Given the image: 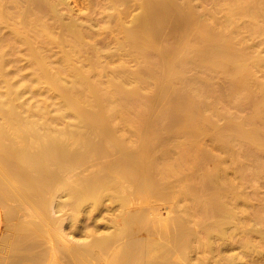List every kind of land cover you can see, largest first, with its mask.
Returning <instances> with one entry per match:
<instances>
[{
    "label": "bare ground",
    "instance_id": "bare-ground-1",
    "mask_svg": "<svg viewBox=\"0 0 264 264\" xmlns=\"http://www.w3.org/2000/svg\"><path fill=\"white\" fill-rule=\"evenodd\" d=\"M7 1L5 0V2ZM21 1L22 3H24L23 1H25L28 4L26 6L27 8H25L26 10L24 9L25 12L29 11V8L31 9L30 10V12L32 13V15H30L31 19L30 17L27 18L28 20L27 19L25 20L26 23L24 21L25 25L22 24L23 27L19 26L20 28H22V30L18 29V26H16L20 22L19 20H18L19 22H17L16 25L12 24L14 28L12 26L13 29L11 28L12 30L10 34L12 33L11 35H13L14 41L17 42L18 45L22 46L24 48L23 50L26 51L24 54L27 55L28 58L27 57L26 58L29 59L28 61H30L29 62L30 68L32 71L31 79L34 80L35 83L37 82L38 85L42 84L43 87L47 88L48 90H51V92L52 91L55 92L56 94L55 99L58 98L60 100L61 102L60 105L62 106V110L63 109L65 110L63 111L65 112L64 114H66V110L69 111L70 112L69 116H71V118L69 119L70 120L74 119L76 120V124L79 123L81 125L77 124L78 128L75 127L76 125L74 126V128L78 129V130L76 129L77 132L72 130H68V131L62 130L63 132H60V130H58L59 133H61L59 135L57 134V132L54 131V129L53 130L51 129L50 131L49 129L47 130L45 127L44 128L47 131L46 130L42 131L43 129H41L42 131L41 132L40 129L35 128V120L25 121L23 119V117L18 111V108L20 106L22 107L23 103H21V105L18 107L17 105L19 102L16 103L17 98L15 97L17 96V94H19V96L21 95L20 93H22L23 89H21L20 91V88H23L25 84L19 87L16 84V82L13 81L10 74L8 73L6 69V65L8 63V58H7L8 51L6 50L4 51V49L2 48V46L7 43V42L4 43L7 37L5 38L3 36H0V84H1L0 86L1 88L0 89V120H1L0 122V186H1L0 197L3 193L6 195L10 190V189L9 190L6 189L8 183L10 184V182L12 183L20 182L19 184L22 183V185L26 189L24 194L25 195L24 200L29 201L30 193H33V195L39 197V203L41 204V206H44L43 205L44 203H48L47 204L48 208L53 206L55 209L61 210L62 208L67 207L68 210L66 215L63 214L64 217L65 216L66 217L63 220L59 219L58 221L52 218L51 216L52 214L50 215L51 217L47 215L46 214L47 209H44V212H42L41 214L37 213L39 216L40 215L43 216V220L41 219L42 217L41 218L39 217L42 220V222L40 221L38 223L34 222L29 224L28 223L25 224L26 223L25 222L19 224L18 228H14L16 229L15 234L13 236H9L8 237L9 239H7L9 240L8 244L10 246V250L8 254L13 257L15 255V258L17 256V259L15 258L11 259L9 256L7 257L9 259H7L6 264H19L20 261L19 258L21 256L18 257L19 254L17 253H20L21 251H23L28 255L27 258H30L32 264H44L42 263V261L46 260L47 255L45 252H47L48 254V251H45V248L43 247L44 244L43 238H45L46 236L49 237L48 234L51 228H54L55 231L57 230L59 233H62L64 231L63 228H65L64 226L66 224H70V225L72 224L70 228L73 229L72 228L74 227L73 224L78 221L80 216L83 217L81 214L85 209L91 211L92 214V211H97L99 208H101L105 200H108L110 202L114 201L119 206L118 207L119 210L123 211L126 208V206L129 205L131 206L134 203V200L136 199V197H138V194L144 195L146 192L148 193L149 191L151 192L157 191L156 193L160 195V193L164 192L163 189L165 185L163 186L162 190L160 189L157 190L158 186L155 188L154 185L158 181H161L162 178H167L175 173L177 174V172L181 169V167H182L181 170H183V167L184 168L194 167L195 172H197V177L195 178L196 184L195 187H193L192 189L193 191L192 190L190 191L191 188L189 190L185 189L188 187L185 188L181 187L182 190L180 189L181 192L184 191L183 193H181L183 194L182 196H184L185 192L188 191L189 196L186 192L187 196L195 200V202L193 201L194 206L192 205L194 211L189 215L184 216L183 218L182 217L180 218L179 216H172L168 218V220L165 219L167 221L166 223L161 224V222H158L161 225H159L157 228L152 227L151 229L152 232L153 231L154 233L159 232V234L156 233L157 236H162V238H164L166 241L172 244L179 252L184 264H190L192 259L191 256L189 255L190 250L185 251L184 249L189 248V246H191L192 249L194 248L193 245L194 243L193 241H191V236L189 232V226H190L189 222L191 221L193 224L197 225L200 230L199 234H197L194 237V239L199 245L198 246L199 249L200 250L202 249L204 253L206 252L205 253L206 256L200 255L198 259V264H211L212 263L211 256L214 255H217V259L221 261L223 264H264V192L261 191L264 190L262 189L264 188V82L254 81L253 79L254 69L258 67H264V57L257 58L256 57L257 55L255 54H254L255 57H252L254 56L252 53H251L252 55L248 56V54H250L249 52L248 54H246L244 49L237 48L235 46L236 43H234L233 35L230 34L233 37L228 38L229 37L228 32H227L228 36H226V38L223 36L224 34H220L218 33L219 31L216 30L215 31L217 33L211 31V29H207V31L205 30L204 32V29L206 28L203 29L204 33L201 32L202 34L201 33H200L201 35L199 34L200 37H199V41L198 40L196 41L198 42L196 46L199 45L202 48L197 55L203 61L204 59L209 61L210 63L208 64H210V66L211 65L218 66L220 67V69L223 68L224 70L222 69V71H224L225 73L227 71V73L230 74V76L235 77L234 81L236 83L234 82L235 83L234 87L237 84L240 85L241 88L243 87L245 89H251L255 86H259V84L261 85V90H262L261 95L258 98H254V99L250 97L251 98L249 99V101L251 100L250 102L246 100V102L248 101V105L245 104L246 105L245 107L249 106L252 108L250 116L245 119L230 118L223 124H221L216 119L215 121H213L212 119H210V117L206 115V113H204L203 115L202 114L203 110L202 111L200 110L202 108L201 107L199 108L196 105L197 102L195 103V101L192 99L191 100L182 99L180 102H172V97L169 94L170 92L169 83L172 87V82H170V80H172L175 77V75H177L176 74L177 70L176 68L173 69V67L171 66L172 64L176 66L180 64L181 61L180 63H175L176 62L175 59L173 60L172 58L168 57V55L170 54H167V57L165 56L163 61L161 60L162 61L161 67L163 69L165 67L164 70H165L166 83L163 82L157 92L155 90H152L153 93L156 92L154 96L153 97L151 96V98L150 97L147 98L146 96V98H144V101L147 104V106L150 108L149 109L150 111L154 109V106L161 105L162 110L159 111L160 118L167 117L172 121L170 124H167L166 126L169 128L170 126H176L177 127L176 134L180 132L179 134H181L184 137L186 142L193 141L194 143L189 142L190 145L189 146L186 145L188 148L187 149L184 148L185 151L181 155L179 154L177 159L174 158L175 159L174 164L169 165L168 167L166 165L168 163L166 164L164 163L165 164L164 166L166 167H163L162 169L160 168L159 170L158 159L155 157L156 155L155 156L152 155V151H153L152 149L154 145L152 144L153 142L151 143L152 139H150L152 135L149 134L151 137H149L148 135L149 128H151L149 126L150 124L148 125L149 121L147 124L146 123L141 124V127L139 129L141 132L138 131L139 134L137 136L140 141L137 149L135 150H131L128 148V143L125 142L123 138L124 135L122 137L121 135L122 133H119L122 132L121 130H124V129L121 130L119 129L121 127V124L122 127L124 128L125 126H129L137 122L139 118L138 113L136 112H134V114L130 113L133 109L130 103L132 102V100H134L133 98L135 96L139 97V90L142 87V85L140 87V84L143 83V81H141L143 79L139 76H136L135 78L138 80V84L135 85L137 87L134 85L135 87L133 86L132 87L133 89H128L130 90L129 92L126 91L127 88L124 85V82L121 84L120 83L121 81L118 82L116 81V79L114 82L120 84H115L113 82L114 84H111L109 88L103 90L102 89L103 87L102 86H101L102 88L100 87L101 82L97 80L99 79L97 76H96L97 79H95V77L92 76L91 71L82 70L81 67H78L73 64L72 61L74 60L72 59L73 57L72 56L73 54H71L72 51L68 52L66 50L67 52H63L62 54L60 53L61 55L59 54L58 58L57 57L56 59L53 58V61H50L49 57L47 56L48 54H45L46 52L45 50L46 49L48 50L49 46L53 45V43L56 42H54L52 33L48 29L49 25L45 24L42 21V18L46 14H47L46 17L48 18V14L50 12H55L56 14V8H57L56 6L59 4L62 5L66 2L65 0H21ZM230 1H233L232 3L235 2L234 4L236 5L234 6L238 8L237 9L235 7L236 12L237 11L239 12V13L237 12L238 15L239 14L249 15L255 21L261 18L264 19V3L261 2L262 0H249L250 2H248V5L246 4L247 0H230ZM118 2L119 0H117V3ZM162 2H160V0L158 2L157 0H139V5L142 7L143 12L139 13L140 24L139 22H137L138 26L130 28L131 27L130 25L128 29L131 31V33L132 30L134 29V33H133L134 35H132L131 38L128 36L130 38V42L127 43V45L129 44L128 46H130L132 42L136 43L138 41H146L147 43L149 42L150 37L156 38L155 35L157 32L155 33V31L159 29L161 30V27H163L162 25H165V23L161 21L163 23L162 25L159 24V26L161 25V27L158 26L159 28L153 31L152 29L156 28L157 24L155 25L153 24L154 27L152 26L151 29L149 28L150 27L149 24L151 22L154 23V20L152 21L150 20L151 21L150 23L148 22L149 19L152 16H154V12L152 11L153 7L156 6L155 8H157L158 6L157 9L159 10L160 9L159 7H161L162 4L163 6H165L166 3L167 5L168 4L170 5V3L167 2V0H163ZM242 2H245L244 4H246L247 6L242 4L245 7L243 6L238 7ZM172 3L174 2H171V4ZM123 6L125 10L127 6L126 7L125 5ZM19 7H21L20 3H19ZM110 8L112 9L113 7H109V9ZM5 9L7 8L4 5V0H0V26L7 27L8 18L9 17L13 18V17L9 16V14ZM233 9L234 8H232V10ZM168 10L167 12L170 11ZM176 10H178V8ZM180 10L178 11L180 12ZM118 11L122 12L123 9ZM161 11L164 12L165 10H163L162 8ZM181 11L183 12V10ZM18 12L17 13L14 12V14L16 15L13 16L14 17L17 16V18H19V13L21 11L19 13ZM25 12H23L22 14H24ZM172 12H174V10ZM233 12L235 14V11ZM117 14L119 15V13ZM167 14L171 16L170 15L171 12ZM173 14L174 13H172V16H174L175 20H179L177 19L178 18L177 12H176L177 16ZM49 15L51 16V13ZM182 16L183 19L181 18V21H187V20L189 21L187 15L186 17L188 19L186 20H184V18H186L184 17L185 15L183 14ZM52 17H54L53 13H52ZM57 17L58 15L56 14L55 18ZM114 17L116 16L114 15ZM171 18L172 17H169L170 20H172ZM13 19L15 20V18ZM113 19L115 20V18ZM136 19L138 20V15L136 16ZM136 19L134 21H137ZM194 19L195 18H193V20ZM16 21L17 20H15V23ZM190 21L188 24L193 25L192 22ZM68 22L66 23V25L62 26L64 29L63 31L70 32V36L73 40L71 41L76 43V45L78 46V44L81 43V41H83L82 39H84V37L82 36L83 34H81L80 29H79L80 31L77 30V27H75L76 25H73L74 24L72 23L73 21H70V24H68ZM173 22L170 24L171 26ZM229 22H231V20ZM129 24H123V25L125 26ZM117 25L118 24L116 23V26ZM201 29L202 28H200L199 31ZM150 30H152V32L149 33ZM262 30H264V28H262ZM30 32L32 34H29ZM232 32H234V30ZM0 34H2V32ZM151 34H154V36H151ZM125 35L127 36V34ZM234 35L236 40V34ZM70 36L68 37L70 38ZM127 39L128 38H126V41ZM193 41L195 42V40ZM151 44L153 45L154 43L151 42ZM74 45L72 47H75ZM192 46L193 45H191V47ZM196 46L194 43L193 46L194 49H196L195 48ZM140 48L141 47H139V49ZM136 49L138 48H135V50ZM75 50L77 49L75 48ZM74 56H76V54ZM201 59L198 61V59L195 58L196 62H200V61L202 62ZM206 60L204 62H206ZM186 62L187 60L185 61V63ZM157 66L161 69L160 64ZM159 68L157 69L159 70ZM113 74L115 75V73ZM92 77H94V79L97 80L98 82L93 80ZM128 77L132 78L131 76ZM130 78L128 79L129 81ZM67 80H70V82H68ZM123 80H125L126 84L127 82L129 83L127 79H123ZM66 82L70 84L73 83V87L69 88L70 85H68V83L66 84ZM140 98L142 99L141 96ZM143 103L141 102L140 104ZM41 107H42L41 110L37 112L34 109L33 111H35V113H33V115L37 114L36 116L38 117V115H41L42 111L45 112L46 109L43 110L45 108V105L44 106L42 105ZM21 111L23 112V110ZM30 112L31 110L28 112V114ZM135 114H138V116H136ZM33 115L31 117H33ZM45 117H47V115H45ZM60 118H55L54 120H51L52 118L49 116L48 119L46 118L45 119L46 122L52 121L58 124L61 121ZM62 118L64 120V116ZM146 118L148 117L145 116L141 117L142 123ZM38 119L41 120L39 117ZM145 121H147V119ZM52 122L51 124L54 125V123ZM115 122H117V124L121 122L122 123L118 124L120 125L119 127L118 125L115 124ZM40 123L41 122H39V125L41 126L42 124ZM51 124L50 127H53L51 126ZM159 125L160 124H158L157 126L162 127ZM164 125L165 124H163V126ZM69 126L70 125L68 124V127ZM79 126L81 127V129H83L82 131L81 130L79 131ZM114 126L116 127V129L117 127H119L118 130L120 131L117 132L118 130L117 131L116 129L114 130L115 128ZM36 127H38L37 123H36ZM47 128H49V125L47 126ZM60 129L62 128L60 127ZM126 129L124 131H126ZM170 129L172 130V127ZM164 130L166 129L164 128ZM53 131L56 134H54ZM118 133H119L118 135L119 137L116 135ZM141 133L142 134L145 133V134L141 136L142 135ZM139 135L142 138H140ZM207 138L211 143L209 146L206 144ZM68 139L71 140L72 145L71 144L63 145L66 143L64 140H68ZM68 143H70V141ZM74 145H76V147ZM233 146H235L236 149L237 148L238 149L234 150ZM170 151L172 152V150ZM114 155H118V156L99 172L90 175H84L82 177L78 176L80 178L76 176L77 178L70 179L72 174H74L73 170L77 165L79 166L78 168H82L84 164L90 162L93 159L108 158ZM208 161H212L214 163V167H212V169L211 168L206 169L208 164H206L207 166L205 167V163H207ZM233 163L235 164V166L233 165ZM178 168L179 170L177 171ZM156 177L158 179L160 177L161 178L160 180H158L156 179ZM2 185L5 186L6 188L3 187ZM126 189H130V190L133 189L132 192L134 194L132 193V195H130L131 193H129L130 197H126V195H128V192H131L129 190L127 194H124ZM177 192H179V190ZM191 192H193L194 197H191L192 196L190 195L192 194ZM135 194H137L136 197ZM174 194L172 193L171 195ZM151 195L153 194L151 193ZM162 195H164V193L161 194L160 196ZM166 195L167 194L164 195L165 197L164 199H166L167 197ZM7 196L10 197V194H7L3 200H6ZM175 197L176 196H174V198ZM34 198H33V203H34L33 205H35L36 202L35 200H37V198L36 199ZM37 207L39 208V206H36V208ZM6 210H7L6 216L8 217V219L9 218L12 219L13 217H15L13 216L15 213L13 210L9 208ZM145 212L146 210L145 211L137 210L130 214L128 213L129 219L132 221V227L131 224L124 223L125 225H123V227L120 228L117 233L104 232L100 234H96V233L94 234L93 232H90V229H88L89 227L87 228L88 230L84 228L86 230L85 231L86 238L82 240L80 243H77V241H75L77 243L75 244V246L66 248L65 250L63 249L65 255L68 257L70 256L73 257L77 264H89L90 262H92L90 260V262L87 263L86 259L89 257L93 258L92 260L95 259L97 261L96 263L99 264L98 262L103 260L102 257L105 254L106 255L109 254L110 251H112L118 244H120L121 240L123 241L122 237L126 238V237H130L131 235L133 236L134 234L133 225L137 226V228L135 227L136 229L139 228L138 230H136L138 232L139 231L141 232V230L144 228H148V227L151 228L150 226L152 223H154V220L157 217V215H155L156 217L154 216L155 218L152 217V219H154L152 220L151 217L148 218L149 215L153 214V213L150 214L152 211L148 213L149 214L148 216ZM160 214L161 213H159V215ZM50 224L53 227L49 229L47 228L48 231H46L45 233L43 228H45V225L49 226ZM146 230L147 229H145V232ZM136 231L135 233L137 234L138 232ZM148 231H150V229ZM164 231L167 232V234L164 233ZM62 235L64 236L65 234H60L59 237L62 238L63 237ZM49 239L51 238L49 237ZM7 240H4V242ZM40 241L43 243L42 246L40 245L41 244ZM39 247L40 249H38ZM234 247L236 250L238 248L239 251L238 252L236 251L235 253L233 251ZM40 250L42 251L44 250V252H41ZM229 251H233L234 253L232 252L231 254H227V252ZM24 257L26 260L25 254ZM2 260H4V258H2ZM48 262L49 264L50 262L51 264H61L57 260V257H54L52 255L50 256V260Z\"/></svg>",
    "mask_w": 264,
    "mask_h": 264
},
{
    "label": "rangeland",
    "instance_id": "rangeland-1",
    "mask_svg": "<svg viewBox=\"0 0 264 264\" xmlns=\"http://www.w3.org/2000/svg\"><path fill=\"white\" fill-rule=\"evenodd\" d=\"M158 1L159 0H157V2ZM162 1L160 0V2H162ZM23 2L24 3H22L21 0H8L7 2H5V0H4V5L7 8L5 10L9 14V16H12L17 21L15 23V20L13 18L9 17L7 20V23H8L7 27L0 26L1 27L0 33L2 32V34H0V36H3L5 38L7 37L6 41L4 40L5 41L4 43H6V42L7 43L2 46L4 51L5 50L8 51V53L6 52L7 58H8V63H7L8 66L6 65V69H7L8 73L10 74L11 78L13 79V81L16 82V84L19 87L22 86L23 84H25L23 86V88H20V91H21V89H23L22 93L19 92L21 95L19 96V94H17V96L20 98H18L17 96L15 97V98H17L16 103L19 102L17 105L18 107L21 105V103H23L22 107L21 106L19 108L17 107L18 111L25 121L35 120V128L40 129V131H41V129H43L42 131H45L46 129L47 130L49 129L51 131V129L52 130L54 129V131L57 132V134H59V135L61 133H59L58 130H60V132L68 131V130H72V131L77 132V130H78L77 124H79V123L76 124V120H74V119L70 120L69 119V118H71V116H69V114H70L69 111L66 110V114H64L65 112H63V111H65V110L64 109L62 110V106L60 105L61 104L60 100L57 97H56L57 99H55V96H56L55 92H53V91L51 92V90H48L47 88L43 87L42 84L38 85L37 82L35 83L34 80L31 79L32 71L30 68V63H29L30 61H28L29 59H27L28 58L27 55L24 54L26 51H24L23 50L24 48L22 46L18 45V43L14 41V37H13V35H11L12 33L10 34L11 30L14 28L13 25H16L17 22L20 21L16 26H18V29L22 30V28H20V27H23V25H25L24 21L27 18H29L30 15H32V13L30 12L31 9L29 8V6H28L29 11L25 12V10H26L25 8H27L26 6L28 4L25 1H23ZM65 2L66 3H64L62 5L59 4L56 6L57 7L56 8V14L60 18H58V17H57L58 19L55 18L56 17L55 12H50L51 16L49 15L50 13L48 12L49 13L48 18L46 17L47 14L42 18V21L45 24L49 25L48 29L52 33L54 42H56V43H53V45H50L51 47L49 46L48 50L47 49L45 50L46 51L45 54H48L47 56L49 57V60L53 61V58H55V59H56V57L58 58L60 53L62 54L63 52H67V51L71 52L72 51L71 52V54H73L72 59L74 60V61H72L73 64L78 66V67H81L82 70L91 71L92 72L91 74H92V76L95 77V79H97L96 78V76H97L99 78L97 80L101 82L100 87L102 86L103 88L102 87L101 88L103 90H106L107 88H109L111 84H114V83L115 84H120V83L122 84L124 82V85L127 88L126 91L129 92L130 90H128V89H133L132 87L135 84L136 85L138 84V80L135 78L136 76H139L143 79L141 81H143L144 84L143 83L140 84V87L142 85L141 89L139 87V89L141 90V91L139 90V97L135 96L138 99L134 97L133 98L134 100H132V102L130 103L132 108H133V109L131 108L133 112L131 111L130 113L134 114V112H136L139 114V116H138V114H135L136 116L139 117L137 122H135L129 126H125L124 128L122 127V124H121L122 122L118 123V124H121L122 128L120 127V125L117 124V122H115V124L118 125L120 128L117 127V129H116V127L114 126L115 127L114 130L116 129V131H117L118 128L120 130L121 129L125 130L127 128L126 131H129L130 133L126 132L124 130H121L122 132H119L120 130H118L117 132L122 133L121 134L122 137L124 135L123 138H124L125 142L128 143V148L131 150H135V149H137V147L139 145V141H140L137 136L139 134L138 131H140L139 129L141 127V124H145V123L147 124L149 121L148 125L150 124L149 126L151 128H149L148 135L149 134L152 135L153 138L150 135H149V137H151L150 138V139H152L151 143L153 142L152 144L154 145L153 149H152L153 150L152 155H154V156L156 155L155 157L158 159L159 170H160V168L162 169L163 167H166V166H164L166 163H168V164H166L168 167H169V165L174 164V160L178 158L179 154L181 155L185 151V149L188 148L187 146H189L190 143H194L193 141L192 142H190V141L186 142L184 137L181 134H179L180 132H178L176 134V130H177L176 126H170V128L172 127V130L166 126L167 124H170L172 121H171V119H169L167 117H163V118L161 117L160 118V116H159L160 112L159 111L162 110L161 105L154 106V109H152L150 111L149 110L150 108L147 106V104L144 101V98H146V96H147V98H149V97L151 98V96L153 97L163 82L166 83L165 70H164L165 67L163 69L161 66H162V61L165 58V56L167 57V54H170V55H168V57L172 58L173 60L175 59V61H176V62L174 61L175 63H180V61H181V63H183V64L180 63L181 65L178 64L179 66L176 64H175L176 66H174L172 64L173 62L171 63L172 64L171 67H173V69L176 68V70H177L176 74L178 75V76L175 75L176 78L174 77L175 78V79L173 78L174 80L173 79L170 80V82H172V87L169 83V86H170L169 94L172 97V102H180L182 99H190V100L192 99L195 101V103L197 102L196 105L199 108L200 107L202 108L200 110L201 111L203 110V113H202L203 115H204V113H206V115L208 117H210V119H212L213 121H215V119H216L221 124H223L224 122H226L230 118L245 119V118H248L250 116L252 108L249 106H247V107H245V106L248 105V101H249V99H251L250 97H252L254 99V98H258L261 95V92H262L261 85L259 84L260 88H259V86H255L251 89H245L243 87L241 88V86L237 85V84L234 87V85L236 83L234 81L235 77L230 76V74H228L227 71H226V73L224 71H222L223 68L220 69V67H218V66H212V65L210 66V64H208V63H210L209 61H207L206 59L203 58L204 61L206 60V62H207L206 63L197 55L198 52L201 51L202 47L198 45L199 46V48H198V46H196V44L198 42H196V41L197 40L199 41L200 35L202 33H204L205 30L207 31V29H211V31H214L215 33H217L216 31H219L218 33L224 34L223 36L225 38H226V36H228V33H229L228 38L234 36V43H236L235 46L237 48L244 49L246 54H248V52H249L250 54H248V56L255 54V55H257L256 56L257 58H262V57H264V30H262V28H264V19L261 18V19H258L255 21L249 15H242V14L238 15L239 12L238 11H237L238 13L236 12V10H235L236 6H234V5H236V4H234L235 2L232 3L233 1H230V0H167V2L170 3V5L169 4L167 5V3L165 4V6H163V4L161 5L163 10H165L164 12L161 11L162 10L161 7H159L161 10L157 9L158 6H157V8H155L156 6L152 8V11L154 12V16H152L149 19L148 23H150L152 20H154V23L151 22L152 24L151 23L149 24L150 25L149 28L152 29L153 24L154 25L157 24L156 25L157 27L152 29L154 31V30H157L159 27H161V25L163 23H165V25H162L163 27H161V30L159 29V30L155 31V33L156 32L158 33V31H159V33L158 34L156 33V35H155L156 38L150 37V39H149L150 44H149V42L146 43V41H138L136 43L132 42L133 44L131 43L130 46H128L129 44L127 45V43L130 42L131 36L134 35L133 34L134 29L132 30V33L128 29H129L130 25H131L130 28L138 26L137 22H139V20H140L139 13L143 12L142 7L139 5V0H119L120 3L119 2L117 3V0H115V1H113V0H65ZM171 2H174V3L171 4ZM248 2H250V1L247 0V2H246L247 5H248ZM261 2L264 3V0H262ZM19 3H20L21 7H19ZM25 3H26V5H25ZM162 3H164V2H162ZM244 3L245 2H242L240 4V6H238V7L247 6ZM262 3H261V5H262ZM174 4L176 7L174 6ZM242 4H244L245 6ZM115 5H117V6H115ZM123 5H125V7L127 6V8L129 6H131V7H129L128 9L125 8V10H124ZM109 7H113V8L109 9ZM16 8H18V9H16ZM165 8H167V9H165ZM177 8H178V10H180V9L183 10V12L181 10L179 12L178 10H176ZM232 8H234V9L232 10ZM15 9H16V11H15ZM19 9L21 12L19 11ZM122 9H123L122 12L118 11V10H122ZM111 10H113V11H111ZM167 10L169 12H171V14H170L171 16H169L167 14V13H169V12H167ZM173 10H174V12H172ZM231 10H232V12H231ZM227 11H229V12H227ZM233 11H235V14ZM14 12L19 13V18H17V16L16 17L13 16V15H16V14H14ZM23 12H25V13L22 14ZM176 12H177L178 16L176 15ZM52 13H53L54 17H52ZM117 13H119V15ZM172 13H174L173 15H176L178 17V18L177 17L176 18L179 20H175L174 16H172ZM25 14H26V16H25ZM183 14L185 15L184 17H186V15L188 16L189 21L191 20L190 22H192L193 25H189L188 20L187 21H181V18L183 19V16H182ZM189 14H190V16H189ZM229 14L232 16H230ZM114 15L116 17H114ZM137 15H138V20L136 19ZM227 16H228V18H227ZM229 16H230V18H229ZM169 17H172L171 18L172 20H170ZM20 18L22 19V21ZM113 18H115V20ZM188 18L186 17V18H184V20H186ZM193 18H195V19L193 20ZM30 19H31V17H30ZM135 19L137 21H134ZM230 20H231V22H229ZM234 20H235V22H234ZM70 21H73L72 23H74L73 25H76L75 27H77V30H79V29L81 30V34H83L82 36L84 37V39H82L83 41H81V43H83V44L77 43L78 44V46H77L76 43L72 42L73 40L70 36V32L63 31L64 29L62 26L66 25L67 22H68V24H70ZM173 21L175 23H177L178 21H180V22L175 24ZM21 22H23V23H21ZM128 22L129 23L131 22V23L129 24ZM172 22H173V24L171 26L170 24ZM25 23H26V21H25ZM116 23L118 24L117 26H116ZM123 24H129V25L124 26ZM135 24H137V25H135ZM139 24H140V22H139ZM159 24H161V25L159 26ZM12 26H13V28H12ZM185 28L187 29V32H186ZM200 28H202V29L199 31ZM204 28H206V29H204ZM241 28H243V29H241ZM203 29H204V32H203ZM152 30H150L149 33L152 32ZM233 30H234V32H232ZM29 34H32V33L30 32ZM125 34H127V36ZM230 34L233 36H231ZM234 34H236V40H235ZM68 36H70L71 39ZM151 36H154V34H151ZM197 36H198V38H197ZM195 37H196V39H195ZM240 37H242V38H240ZM126 38H128L127 41H126ZM132 39H133V37H132ZM193 40H195V42ZM190 41H192V42H190ZM151 42L154 44L152 45ZM194 43H195L196 49H194V47H193ZM73 45L75 47H72ZM191 45H193V46L191 47ZM131 46H132L133 50H132ZM139 47H141L140 48L141 50L139 49ZM75 48L77 50L79 49L78 50L79 52L77 50H75ZM135 48H138V49L135 50ZM188 48H190V49H188ZM11 51H12V54H11ZM76 51L78 52V54ZM75 54H76V56H74ZM94 54H96V55H94ZM255 55L252 57H255ZM194 57L197 58L198 61L201 59L202 62L201 61L196 62ZM50 58H52V59H50ZM177 60H178V62H177ZM186 60H187V62L185 63ZM254 60H256V59H254ZM182 61H184V62H182ZM96 62H97V64H96ZM159 64H160L161 69L157 66ZM156 67L159 68V70ZM113 73H115V75ZM152 74H154V75H152ZM132 75H134V76H132ZM128 76H131L132 78H130ZM94 77H92L93 80H95ZM129 78H130V81L128 80ZM115 79H116V81H118V82L121 81V82L120 83L114 82ZM123 79H127L129 81V83L127 82V84H126L125 80H123ZM253 79H254V81L264 82V67H258L256 69H254ZM97 80H95V81L98 82ZM67 81L70 82V80H67ZM68 82H66V84ZM71 82H73V81H71ZM100 82H99V84H100ZM26 85H27V87H26ZM68 85H70V87L67 86L69 88L73 87V83H71V84L68 83ZM143 85H145V86H143ZM0 86H1V84H0ZM237 86H239V87H237ZM152 90H155L156 92L153 93ZM140 96L142 97V99L140 98ZM246 100H248V101L246 102ZM141 102L142 103L144 102V103L140 104ZM132 104L133 105L135 104V105L133 106ZM137 104H139V105H137ZM42 105L43 106L45 105V108L43 110H45V109L46 110H45V112L42 111L41 115H38V117L41 119V120H39L38 117L36 116L37 114L33 115V113H35V111L36 112L40 111L42 108L41 107ZM36 106L38 109L36 108ZM57 108H59V109H57ZM159 108H161V109H159ZM34 109H35V111H33ZM21 110H23V112ZM30 110H31V112L28 114V112ZM59 111L63 113L64 120L62 118L63 117L62 113H60ZM25 112H26V114H25ZM143 112H145V113H143ZM146 112H147V114H146ZM31 114L33 115V117H31L32 116ZM45 115H47L48 118L50 116L52 118L51 120H54L55 118L61 117L60 119L62 122L60 121V123H58L60 125H58V124L52 122L51 120H48V121H51L52 123H54V125H53V124H51V122H46V119H48V118L45 117ZM65 115H66V117H65ZM34 116H36V117H34ZM143 116L148 117V118H146L147 121H145L146 120L145 119L142 123L141 117H143ZM65 118H68L69 120L65 119ZM217 121H216V123H217ZM0 122H1V120H0ZM39 122H41L40 124H42L43 126L42 125L40 126ZM36 123H37L38 127H36ZM49 123L53 127H50ZM137 123H139V124H137ZM55 124H56V127H55ZM68 124L70 125L69 127H68ZM158 124H160L159 126H162V127H158L157 126ZM163 124H165V125L163 126ZM46 125L47 126L49 125V128H47ZM79 125H81V124H79ZM154 125H156L157 127ZM64 126H65V128H64ZM74 126L77 128H74ZM60 127L62 129H60ZM70 127H73L74 130H73V128H70ZM67 128H69V129H67ZM82 128H83V126H82ZM164 128L166 130H164ZM174 128H176V129H174ZM80 130L82 131L83 129H81V127L79 126V131ZM54 131H53V133H54ZM133 131H135V132H133ZM174 131H175V133H174ZM169 132H170V134H169ZM119 133L116 135L118 136ZM54 134H56V133H54ZM135 134H136V137H135ZM144 134L145 133H143L141 136H143ZM59 135H57V136H59ZM125 136H126V139H125ZM139 137H140V135H139ZM140 138H142V137H140ZM154 138H156L157 140ZM64 141L66 142L65 144H63ZM64 141L62 143L63 145H69V144L72 145L71 140L68 139V140H64ZM69 141H70V143H68ZM154 141L155 142L157 141V142L155 143ZM206 144L208 146L211 144L209 142L208 138L206 139ZM74 146L76 147V145H74ZM233 147H234V150L238 149V148L236 149L235 146H233ZM169 149L172 150V152ZM154 150H156L157 152ZM173 150H174V152H173ZM217 153H219V152H217ZM170 155H172V156H170ZM117 156L118 155H114V156L108 157V158L93 159L90 162L84 164V166L82 168H78L79 166L77 165L74 168V170H73L74 174H72L70 179H75L78 176L82 177L84 175H90V174L97 173L100 170H102L103 168H105ZM236 160H237V158H236ZM170 161L173 163H171ZM227 163H230V162H227ZM206 164H208V166ZM233 165L235 166L234 163H233ZM205 167H206V169H208V168L212 169V167H214V163L212 161H208L207 163H205ZM181 169H182V167H181ZM181 169L179 170V168H178L177 171L178 170L179 171L178 172L176 171L177 174L175 173V174H172V176H169L167 178H162L161 181H158V180H160L161 177L159 179L156 177V179H158L156 181H158V182L156 183L157 185L155 184L154 186H155V188L158 186L157 190H159V189L162 190L163 186L165 185L164 189H163L164 192L163 191H161V192H163L164 195L167 194L166 199H164L165 198L164 195L160 196L163 193H160V195H159L156 193L157 191L156 192L155 191L154 192L149 191L153 195H151V193H149V192L148 193L146 192L145 194H147V195H145L143 193L144 195L138 194V197H136L137 194H135L136 199L134 200V203L131 206L130 205L126 206V208L123 211L119 210V208H118L119 206L114 201L110 202L108 200H105L104 203L102 204L101 208H99L97 211H92V214H91V211H89L88 209H85L84 210L85 214L83 211V213L81 214L83 217L80 216L78 221L73 224L74 225V227H72L73 229L70 228V226H72V224L71 225L66 224L64 226L65 228H63L64 231L62 233H59L57 230L55 231L54 228H51V227H53L51 224L49 225L50 227L45 225V228H43L45 233H46V231H48L49 228H51L52 231L50 230V232L48 234L51 239H49V237H47L45 234L46 237L43 238L44 240L42 239L44 244L40 241L41 242L40 245L42 246V244H43L45 251H48V254H47V252H45L47 255L46 260H45L46 262L42 261V263L49 264L48 261L50 260V256L52 255L54 257H57V260L61 264H77L73 257H71V256L68 257L65 255L64 250L66 248L75 246V244L80 243L82 240H84L86 238V232H85L86 230L84 228L87 229L89 227L88 229H90V232H93L94 234L95 233L100 234V233H104V232L117 233L119 231V229L122 228L123 225H125V224H131V227H132V221L129 219L130 213L135 212L137 210H144V211L146 210L145 213L147 214V216L149 215L148 213H150L151 211L152 212L150 214H152V213L154 214V215L153 214L149 215L148 218L151 217V219H152V217L157 215V217L155 216L156 218L154 217L155 220L152 219V220H154V223L151 224V226H150L151 228H149V227L144 228L141 230V232L140 231L138 232L136 230H138L139 228L136 229L137 226L133 225V231H134L133 236L132 235L130 237L125 236L126 238L122 237L123 241L122 240L120 241L119 246L115 247L112 251H110L109 254H107V255L105 254L102 257L103 260L99 261L98 263L99 264H170V263L171 264H181L179 258L176 256L173 249L169 246V243L166 240H164V238H162V236H157V234H159V232H156L157 233L156 234V233H154V231L152 232V230H151L152 227L157 228L162 223H166L167 222L166 220H168V218H170L172 216H179L180 218L181 217L183 218L184 216H187L194 211L193 210V206H194L193 203L195 202V200H193V198L188 197L189 196L188 191H186L188 196H187L186 192L184 194L185 197L182 196L183 194H181V193H183L184 191L181 192L180 189L182 190L183 187L184 188L188 187L185 189L189 190L191 188L190 189V191H191L193 189V187H195V184H196L195 178L197 177V172H195L194 167H189V168L183 167V170H181ZM189 169H190V171H189ZM173 177L174 178L176 177V178L174 179ZM78 178H80V177H78ZM180 179H181V181H180ZM19 183L20 182H18V183L17 182L16 183L10 182V184L9 183L7 184V188L2 185L3 187H5L8 190L10 189L7 193V194H10V197H8L9 196L8 195L7 199L5 198L6 200H3L4 197L7 195V194L5 195L4 193L1 195V197H3V198L0 197L1 198L0 199V241L2 242V243L0 242V247H1L0 248V262L1 263L3 262L2 264H6L7 259H9L7 257L10 256L8 254V252L10 250V246L8 244L9 240H7V239H9L8 238L9 236H13L15 234L16 229H14V228H18L19 224L25 223V222H26L25 224L34 223V222L38 223L40 221L42 222L43 216H41V215L39 216L37 213L41 214L42 212H44V209H47V212H48V213L46 212L47 215L50 216L52 214L51 215L52 218H54L55 220H58V221H59V219L63 220L66 217V216L64 217V215H66V213L68 211L67 207L62 208L61 210H57L53 206H51L50 207L51 209H50V208H48V205H47L48 203H44L43 204L44 206H41V204L39 203V197L36 195H33V193H30V196H29L30 202L27 200H24L25 199L24 194H25L26 189L22 185V183L21 184H19ZM22 188L24 189V191ZM170 189H172V190H170ZM177 189L179 190L180 193L177 192L178 191ZM262 189H264V188H262ZM129 190L130 189H126V191H125L126 193L124 192V194H127V192ZM132 190H130L131 192H128V195H129V193H131L130 195H132V193H133ZM261 191L264 192V190H261ZM172 193L173 194L175 193V194L171 195ZM191 193H192V194H190V195H192L191 197H194L193 192H191ZM3 195H5V196H3ZM31 195H32V197H31ZM128 195H126V197H130V195L129 196ZM174 196H176V197L174 198ZM33 198L34 199L37 198V200H35L36 202L34 201L35 205H33L34 204ZM36 206H39V208L37 207L38 208L37 209ZM40 207H41V210H40ZM8 208L15 212L13 215L15 217L12 216L13 217L12 219H10V218L8 219V217L6 216L7 215L6 209H8ZM49 209L51 210V212ZM35 211H37V212H35ZM118 211H120L121 213ZM147 211H148V213H147ZM154 211H156V212H154ZM159 213H161V214L159 215ZM161 216H162V218H161ZM39 217L40 218L42 217L41 218L42 220ZM127 217L129 220L127 219ZM158 222H161V224H159ZM189 223H190L189 232H190V236H191V241H193V243H194L193 244L194 248L192 249V247L189 246V248H186L184 250L185 251L190 250L189 255L192 258L190 264H198V259H199L200 255L206 256V254H205L206 252L204 253L202 251V249L201 250L199 249V247H198L199 245L197 244L196 240L194 239V237L197 234H199V232H200L198 226L193 224L192 221ZM67 226L70 228V230ZM66 229H67V232H66ZM91 229H93L95 232ZM145 229H147L146 232H145ZM149 229L151 232L148 231ZM97 230H99V231H97ZM135 231L138 233L136 234ZM64 232H66V233H64ZM164 233L167 234V232H165V231H164ZM58 234L59 235L65 234L64 236L62 235L63 236L62 238H64L66 240V242L64 239L59 237ZM56 235H58V236H56ZM4 240H7L8 242L7 241L4 242ZM75 241H77V243ZM7 246L9 249L7 248ZM40 247L38 249H40ZM46 247H47V250H46ZM7 249H8V251H7ZM54 249L56 252L54 251ZM40 251L44 252V250L43 251L40 250ZM40 251H38V252H40ZM233 251L236 253V251L238 252L239 249L237 248V250H236L234 247ZM233 251H229V252H227V254H231ZM34 252H35V250H34ZM17 254H19L18 257L21 256L20 258H22V259L19 258V260H20L19 264H27V263L31 262L30 258H27L28 255L26 253H24L23 251H21L20 253H17ZM24 254L26 256V260H25ZM211 257H212V263L211 264H223L221 261H219L217 259V255H214ZM2 258H4V260H2ZM10 258L11 259L15 258V255H14V257L10 256ZM15 259H17V256ZM28 259H29V261H28ZM92 259L93 258H91V257L87 258L86 259L87 263H89L91 260L92 262H90L89 264H97L96 263L97 261L95 259L94 260H92ZM103 261H104V263H103ZM29 264H32V262ZM50 264H51V262H50Z\"/></svg>",
    "mask_w": 264,
    "mask_h": 264
},
{
    "label": "crops",
    "instance_id": "crops-1",
    "mask_svg": "<svg viewBox=\"0 0 264 264\" xmlns=\"http://www.w3.org/2000/svg\"><path fill=\"white\" fill-rule=\"evenodd\" d=\"M165 240V239H164ZM168 242V241H167ZM169 243V242H168ZM117 246H119V244L117 245ZM116 246V247H117ZM169 246L173 249V251H174V253L176 254V256L179 258V260H180V262H181V264H184V262H183V260H182V258H181V256H180V254H179V252L176 250V248L172 245V244H170L169 243ZM168 255V254H167ZM171 264V263H170Z\"/></svg>",
    "mask_w": 264,
    "mask_h": 264
}]
</instances>
